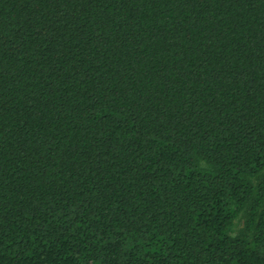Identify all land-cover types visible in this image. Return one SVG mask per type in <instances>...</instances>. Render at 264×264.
<instances>
[{
  "label": "trees",
  "instance_id": "16d2710c",
  "mask_svg": "<svg viewBox=\"0 0 264 264\" xmlns=\"http://www.w3.org/2000/svg\"><path fill=\"white\" fill-rule=\"evenodd\" d=\"M0 264H264V0H0Z\"/></svg>",
  "mask_w": 264,
  "mask_h": 264
}]
</instances>
